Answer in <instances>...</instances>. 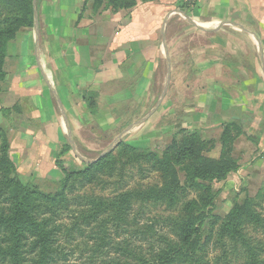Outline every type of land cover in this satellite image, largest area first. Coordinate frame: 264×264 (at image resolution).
I'll use <instances>...</instances> for the list:
<instances>
[{
  "label": "crops",
  "instance_id": "obj_1",
  "mask_svg": "<svg viewBox=\"0 0 264 264\" xmlns=\"http://www.w3.org/2000/svg\"><path fill=\"white\" fill-rule=\"evenodd\" d=\"M33 9L34 26L9 46L0 95L18 170L61 173L68 145L81 156L121 142L145 153L183 130L215 140L204 156L219 159L234 124L232 176L259 173L264 186V0H137L114 12L96 0H33Z\"/></svg>",
  "mask_w": 264,
  "mask_h": 264
},
{
  "label": "rangeland",
  "instance_id": "obj_2",
  "mask_svg": "<svg viewBox=\"0 0 264 264\" xmlns=\"http://www.w3.org/2000/svg\"><path fill=\"white\" fill-rule=\"evenodd\" d=\"M4 18L3 13L2 19ZM23 29H15L14 38L6 45V55L11 42L16 40L19 45L20 32ZM2 31L0 28V37ZM7 83L6 77L0 82V91L2 90L0 95ZM5 110H0V121L3 120V115L6 116ZM0 129L6 134L3 126ZM173 139L166 145L157 146L156 149L145 153H135L120 146L119 143L111 146L113 149L108 146L96 152H92L90 148L80 147L79 151L86 159L84 161L98 165L84 176H75L63 190L62 173L18 170L16 163L19 157H14V162L10 148L9 159L14 170L8 172L7 164L1 162L5 141L0 138V214L4 211L8 213L7 209L12 205L9 180L20 177L25 184H31L38 192L35 195L34 209L37 219L47 220V226L53 233L56 245L64 247L62 255L56 258L58 262L46 258L43 260L45 264H139L143 259H148L152 264H161L162 252L169 253L173 248L182 246L179 229L174 223L191 221L198 215L199 208L187 213L184 205L187 201L198 199L202 195L189 191L177 199H148L144 196L148 192L164 189L169 184L168 174L154 154L162 158L166 148L168 150L176 142ZM179 139L182 140V137L177 138ZM221 147L220 142V149L223 150ZM111 151L114 152V156L101 162ZM174 156L170 158L173 159ZM78 163V169L86 168L85 163L81 161ZM190 165V160L186 158L182 163L175 164L183 184L184 168ZM261 170L264 175V168ZM236 173L231 174L226 180L207 184L215 197L214 204L204 210L222 219L236 204L245 205L247 201L254 200L258 205L253 207V210L261 221L258 222L247 214L244 231L256 241L254 246L264 258V198H261L264 196V186L260 185L259 173L252 176V179L243 174L233 178L232 175ZM42 194L53 195L57 201L52 203L50 199L43 198ZM24 234L26 236L21 246L22 264H40L42 259L32 245L33 233L25 231ZM8 235H10L8 229L0 226V251H10V247L13 246L6 239ZM239 248L243 251L247 249L241 245ZM223 251L218 246L211 247V243L207 244L205 252L210 264L245 263L244 258L233 254L231 246L227 247V253L230 255H224ZM0 264H10V257L0 255Z\"/></svg>",
  "mask_w": 264,
  "mask_h": 264
},
{
  "label": "trees",
  "instance_id": "obj_3",
  "mask_svg": "<svg viewBox=\"0 0 264 264\" xmlns=\"http://www.w3.org/2000/svg\"><path fill=\"white\" fill-rule=\"evenodd\" d=\"M96 1L100 5L107 4V9L112 12L119 9H130L137 3V0ZM3 13L4 20L2 19ZM33 16V0H0V28L3 30L0 37V82L5 79L6 45L14 38L16 28H32L34 26ZM88 103L91 110H94L97 104L96 97L91 96L88 98ZM5 112H11V110H5ZM233 125H228L222 134L220 142L223 150L219 159L204 156L206 152H210L215 148V140L205 141L196 131L187 130L175 135L173 141L176 142L168 150L166 148L162 158L154 154L168 174L169 184L157 192L151 191L144 194L145 197L148 199H177V197L186 195L189 191L202 194L198 199L187 201L184 205L187 213L194 212L199 208L197 210L198 215L191 221H177L174 223L179 229L178 233L182 246L173 248L169 253L162 252L161 264H210L205 252L207 244L210 243L211 247L218 246L224 250V255H230L227 253V247L231 246L233 254L245 259L243 264H264L261 252L254 246L256 241L244 231V220L248 219L247 214L253 219H257L258 222L261 221L258 214L253 210V207L258 205L255 204L254 200L247 201L245 205L236 204L233 210L222 219L204 210L214 204L215 197L207 184L226 180L231 174L239 170L238 161L232 156V152L234 143L241 132L239 129L232 128ZM178 137H182V140H177ZM0 138L5 141V145L2 147L3 157L1 162L7 164L9 172L11 169L14 170V166L9 159L10 146L2 129H0ZM119 144L135 153H144L127 143L121 142ZM173 155L175 156L171 159L170 157ZM112 156H114L113 151L109 152L101 162ZM185 158L190 160L191 165L184 168L185 181L183 184L175 164L182 163ZM79 161L85 163V169H78ZM85 161L69 145L63 153V157L57 159L56 165L64 176L62 181L63 190L67 188L68 183L75 176H84L85 173L98 165V163L89 164ZM9 181V196L12 205L8 207V213L4 211L0 214V226L6 227L10 232L6 239L13 246L10 247V251H0V255L9 256L10 264H22L21 246L23 238L26 236L24 233L30 231L34 235L33 248L37 249L36 252L42 259L40 264H45L43 260L46 258H49L52 262H58L56 258L62 255L64 247L56 245L53 233L47 226V220L40 221L34 214L36 208L35 195L38 192L34 190L31 184H25L20 177ZM41 196L50 199L52 203L57 201L53 195L42 194ZM261 198H264V196ZM202 234L205 236H202ZM239 245L247 247V249L243 251L239 248ZM139 264L152 263L148 259H143Z\"/></svg>",
  "mask_w": 264,
  "mask_h": 264
},
{
  "label": "built area",
  "instance_id": "obj_4",
  "mask_svg": "<svg viewBox=\"0 0 264 264\" xmlns=\"http://www.w3.org/2000/svg\"><path fill=\"white\" fill-rule=\"evenodd\" d=\"M198 0H182L183 4L185 6H192L195 2H197Z\"/></svg>",
  "mask_w": 264,
  "mask_h": 264
},
{
  "label": "water",
  "instance_id": "obj_5",
  "mask_svg": "<svg viewBox=\"0 0 264 264\" xmlns=\"http://www.w3.org/2000/svg\"><path fill=\"white\" fill-rule=\"evenodd\" d=\"M73 149L75 150V148L73 147ZM111 149H113V147H111ZM83 160H86L84 157H82L81 155H79Z\"/></svg>",
  "mask_w": 264,
  "mask_h": 264
}]
</instances>
